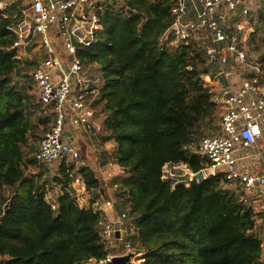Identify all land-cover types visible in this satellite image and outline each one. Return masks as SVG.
<instances>
[{
    "label": "trees",
    "instance_id": "1",
    "mask_svg": "<svg viewBox=\"0 0 264 264\" xmlns=\"http://www.w3.org/2000/svg\"><path fill=\"white\" fill-rule=\"evenodd\" d=\"M251 2L254 32L246 46L258 55L264 84V0ZM173 5L174 0H108L99 15L102 29L96 42L78 48L82 62L97 64L92 74L101 79L94 103L103 118L101 141L114 144L113 151L101 147L98 157H112L123 170L109 186L116 185L115 196L123 199L118 202L128 205L125 211L135 227L131 243L143 252L141 264H264L263 229L250 207L225 192L219 179L174 187L161 179L166 163L200 171L204 160L189 145L220 134L212 125L215 105L202 85V76L209 74L203 48L194 41H160L172 23ZM10 22L0 16V264L98 263L109 252L99 234L105 213L91 205L80 207L67 193L57 198L53 210L46 199L47 182L51 189L67 187L71 169L63 161L52 173L24 151L25 146L38 150L28 146L29 134L37 140L43 133L30 118L43 111L29 93L27 69L20 68L10 50ZM27 65L32 70L36 64ZM22 71L24 79H19ZM49 118L40 115L39 121L46 124ZM83 146L78 147L81 158ZM31 167L42 170L26 175ZM73 172L92 200L102 196L98 170L81 163Z\"/></svg>",
    "mask_w": 264,
    "mask_h": 264
},
{
    "label": "built area",
    "instance_id": "2",
    "mask_svg": "<svg viewBox=\"0 0 264 264\" xmlns=\"http://www.w3.org/2000/svg\"><path fill=\"white\" fill-rule=\"evenodd\" d=\"M107 1L0 0V16L11 21L6 30L14 36L10 46L14 58L20 64H36L28 75L35 83L36 103L43 111L37 113L50 116L49 129L41 135L33 157L48 167L63 161L74 165H68L70 185L46 188L53 210L64 193L74 195L79 206L86 207L83 196L89 192L83 180L74 176L81 156L77 143L70 140L71 133H80L93 153L100 154L104 145L103 118L97 116L94 107L101 85L100 77L92 74L97 64L82 62L78 48L96 42V33L102 29L99 15ZM251 6L252 2L246 4L245 0H174L172 23L160 41L170 39L172 45L194 41L205 52L209 74L202 76V85L209 89L219 111L220 134L202 137L189 149L204 160V167L198 171L203 180L219 179L225 192L250 207L256 226L263 225L260 248L264 260V84L259 80L263 68L258 55L246 46L254 32ZM111 167L107 170L109 179L114 176ZM196 173L184 163H166L161 179L170 181L172 187L188 186L197 181ZM112 191L113 200L108 199V193L101 204L94 202L92 206L101 215L108 210L114 214L100 222L99 234L109 252L103 260L89 264H112L114 258L128 255V262L137 264L140 251L131 243L135 227L124 209H116L121 200L115 196L116 185Z\"/></svg>",
    "mask_w": 264,
    "mask_h": 264
},
{
    "label": "rangeland",
    "instance_id": "3",
    "mask_svg": "<svg viewBox=\"0 0 264 264\" xmlns=\"http://www.w3.org/2000/svg\"><path fill=\"white\" fill-rule=\"evenodd\" d=\"M251 1H253V0H251ZM251 8H252V6H251ZM253 10H255V5H254V7L252 8V11ZM28 62H31V61H22L21 62V64H20V68H24L25 67V69H27V71L26 72H28V73H30L29 71H30V69L28 70V68H27V64H28ZM29 67V66H28ZM25 71H22L21 73H20V75H18L17 76V74H16V76L19 78V79H21V78H23L24 76L23 75H25V73H26ZM16 77V78H17ZM19 84V83H18ZM30 85H31V89H30V91H29V93L30 94H34L35 93V91H34V88H35V83L31 80V83H30ZM15 86H16V83H15ZM18 88H20L21 87V85H19V86H17ZM33 88V89H32ZM31 122H32V124H34L35 126H37V130H38V132H41V133H45L48 129H49V127H48V123H41L40 121H39V115H37V114H35V115H32L31 116ZM212 119V125H214L215 127H217L218 126V123H219V111L216 109L215 110V113H214V115H213V117L211 118ZM48 122H50V118H49V121ZM40 133V134H41ZM39 134V133H38ZM39 134V135H40ZM41 136V135H40ZM37 140H34V137H32V135H30L29 134V138H28V146H30L31 144H33V145H36L37 144V142H38V137L36 138ZM200 139V137L197 139V140H195V141H193L194 143H196L198 140ZM70 140L71 141H73V142H75V143H77L79 146H83V144H82V142H81V139L79 138V136H78V133L77 134H72L71 133V138H70ZM107 145V147H106V149L105 150H108V151H113V149H114V147H113V142H109L108 144H106ZM24 151H25V153L26 154H28L29 156H32V154L35 152L34 150H30V148H27V146H25L24 147ZM99 156V154H96V153H93V152H90V151H87L86 149H85V147L83 146V153H82V158H81V163H84V164H104V167L107 165V168L108 167H110V166H113V167H111L110 168V172L111 173H113L114 172V176H113V174H112V177L110 178L111 179V182L113 181V180H115V179H120L122 176H123V170L121 169L120 171H118V172H115L114 171V167H116L115 165H117V164H115V161L113 160V158L112 157H110V156H105L104 155V158H101V159H103V161L101 162L100 161V157H98ZM67 165H69V166H74V165H71V164H67ZM56 166H58V163H56V164H54L50 169L51 170H53V172L52 173H54L55 172V170H56ZM40 170H42V168H29L28 169V171H29V173L27 172L26 173V175H29L30 176V174H38L39 172H40ZM45 170V169H44ZM32 172V173H31ZM45 172H46V170H45ZM44 172V173H45ZM110 179H109V181H110ZM108 181V182H109ZM48 183V185H47V189H49V190H53V189H51L50 187H51V184L49 183V182H47ZM109 194H111V196H110V198H108V199H112L113 200V191H111V193L109 192ZM85 200H87V199H85ZM121 201H123V199L121 200ZM121 201L119 202V203H117L116 205L118 206V205H120L121 204ZM128 207V206H127ZM117 210H119V209H126V207H122V208H116ZM142 253L143 252H140V255L138 256V258H141L142 257ZM143 261H142V259H136V263L137 264H141Z\"/></svg>",
    "mask_w": 264,
    "mask_h": 264
},
{
    "label": "crops",
    "instance_id": "4",
    "mask_svg": "<svg viewBox=\"0 0 264 264\" xmlns=\"http://www.w3.org/2000/svg\"><path fill=\"white\" fill-rule=\"evenodd\" d=\"M35 95V94H34ZM37 115H38V113H37ZM40 116V115H39ZM78 136H79V138L81 139V142L82 143H84V145L86 146V144H85V142H84V139H83V136L80 134V133H78ZM41 137V136H40ZM39 142V141H38ZM38 142H37V144H36V146H37V148H38ZM106 144H108V143H106ZM106 144H104L103 145V148H102V150H105L106 149V147H107V145ZM78 147H80L78 144H76ZM113 147H114V145H113ZM85 149L87 150V151H89L88 150V148H87V146L85 147ZM36 152V151H35ZM34 152V153H35ZM33 153V154H34ZM32 154V155H33ZM100 161L102 162V159H100ZM84 165H87V166H89V167H91L93 170H98V172H97V175L100 177V179H101V183H102V185L104 186V188L105 189H103L101 192H102V196L100 197V198H98V199H93L92 200V197H91V195L90 194H85L83 197H84V200L85 199H87V200H85V206L86 207H89L90 205L91 206H93L94 205V202H99V204H101V198H103L104 196H107L106 194H108L109 192L111 193V191H112V187H110L109 186V182L111 183V179H110V181H109V178L107 177V170H108V168H107V165L104 167V164H84ZM113 167V166H112ZM115 169H114V171L115 172H118V171H120L119 170V167H118V165H116V167H114ZM109 181V182H108ZM119 203V202H118ZM85 207V208H86ZM124 208V207H127V205L125 204V203H121L120 205H116V208ZM105 216L107 217V218H112L113 216H114V214L112 213V212H110L109 210L107 211V212H105ZM257 226H260V225H257ZM260 228H262L263 229V225L262 226H260Z\"/></svg>",
    "mask_w": 264,
    "mask_h": 264
},
{
    "label": "water",
    "instance_id": "5",
    "mask_svg": "<svg viewBox=\"0 0 264 264\" xmlns=\"http://www.w3.org/2000/svg\"><path fill=\"white\" fill-rule=\"evenodd\" d=\"M208 174H210L207 171ZM194 179L197 181H202L203 180V175L201 172H197L194 176ZM116 238L118 237V232L115 234ZM130 255L122 257V258H114L112 261V264H130L128 261L130 259Z\"/></svg>",
    "mask_w": 264,
    "mask_h": 264
}]
</instances>
